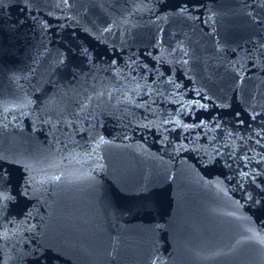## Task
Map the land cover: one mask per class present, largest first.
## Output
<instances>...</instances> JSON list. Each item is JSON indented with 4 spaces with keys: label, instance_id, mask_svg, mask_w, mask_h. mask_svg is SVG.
<instances>
[{
    "label": "water",
    "instance_id": "1",
    "mask_svg": "<svg viewBox=\"0 0 264 264\" xmlns=\"http://www.w3.org/2000/svg\"><path fill=\"white\" fill-rule=\"evenodd\" d=\"M0 264H264V0H0Z\"/></svg>",
    "mask_w": 264,
    "mask_h": 264
}]
</instances>
